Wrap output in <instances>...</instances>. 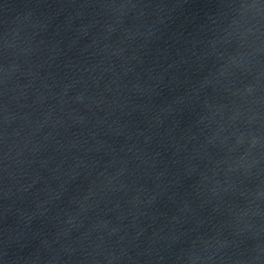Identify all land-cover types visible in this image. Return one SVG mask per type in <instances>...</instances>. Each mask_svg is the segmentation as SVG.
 Returning <instances> with one entry per match:
<instances>
[{
  "label": "water",
  "instance_id": "95a60500",
  "mask_svg": "<svg viewBox=\"0 0 264 264\" xmlns=\"http://www.w3.org/2000/svg\"><path fill=\"white\" fill-rule=\"evenodd\" d=\"M0 264H264V0H0Z\"/></svg>",
  "mask_w": 264,
  "mask_h": 264
}]
</instances>
